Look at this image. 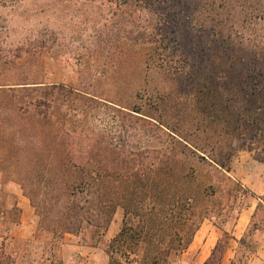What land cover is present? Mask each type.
<instances>
[{
  "label": "trees",
  "instance_id": "obj_1",
  "mask_svg": "<svg viewBox=\"0 0 264 264\" xmlns=\"http://www.w3.org/2000/svg\"><path fill=\"white\" fill-rule=\"evenodd\" d=\"M20 1L0 0V6ZM81 3L90 12L102 9L87 19L92 28L89 52L93 59L75 57L76 65L82 67L77 71L76 87L0 83V94L5 93L7 98L0 110V149L24 151L29 161L40 165V132L45 126L61 124L53 118L59 97L67 104L87 102L90 108L104 105L113 111L108 114L117 118L120 139L113 143L101 131H92L85 143L90 167L76 169L64 159L53 171L52 146L57 143L59 131L51 137L42 170L52 180L64 172L68 176L62 183L63 197L54 202L36 199L28 185L20 183L38 217L29 237L9 234L21 223V209L16 196L2 186L0 213L8 214L9 226L0 231V264H37L36 245L44 253L41 264H64L61 247L65 234L77 232L84 222L105 230L117 208L122 209L123 219L108 241V264H170L172 256L189 246L198 223L186 233L184 243H180L178 231L171 233L169 229L230 209L219 198L210 199L225 182L232 200L250 195L257 203L241 236L234 238L221 229L201 264H222L231 239L237 246L228 264H249L259 245L255 236L264 228V194L254 193L224 173L228 169L223 164L221 147L230 135L248 137L260 143L253 158L264 163V0ZM50 7L42 12L54 14ZM69 27L63 28L65 33L51 25L30 30L16 43L12 59L2 63L11 65L23 55L50 52L61 45V39L79 40L81 36L72 35ZM2 51L0 48V54ZM138 54L145 71L161 72L165 80L171 81V88L147 89L143 82L127 99L111 97V88L102 83L113 84L131 57ZM88 67L95 70L88 71ZM15 88H29L31 92L19 94ZM171 110L173 116L168 115ZM72 111L70 106L64 115ZM185 117L191 118L188 124ZM208 129L215 132L213 137L205 135ZM68 138L63 146L66 154L74 145ZM204 166L211 172L208 183L200 192H187L183 185L196 182ZM236 212L239 214L240 209ZM166 237L168 244L179 241L182 247L163 248L160 245Z\"/></svg>",
  "mask_w": 264,
  "mask_h": 264
},
{
  "label": "rangeland",
  "instance_id": "obj_2",
  "mask_svg": "<svg viewBox=\"0 0 264 264\" xmlns=\"http://www.w3.org/2000/svg\"><path fill=\"white\" fill-rule=\"evenodd\" d=\"M81 2L84 3V0H21L10 5L0 6V48L3 49L0 54V83H24L15 84V87L23 85H40L43 87L49 84L76 87L78 83L77 71L82 69V67L76 65L78 62L75 57L89 56V59L92 58L89 52V35L92 34V28L91 22H88L87 19L102 11L100 8H94L90 12V8L85 7L86 4H82ZM49 5H51L50 10L54 14L42 12ZM44 25L55 26L61 33H65L66 30L63 28L66 25H70L69 28L71 29L69 32L72 35L75 33V35L81 36V38L73 42L61 39V45L50 52L26 54L11 65L2 63L5 59H12L11 54H13V49L25 33H29L30 30L43 27ZM93 70H95L93 67H88V71ZM143 82L146 83L145 87L147 89L161 88L168 90L172 86L171 81L165 80L161 72L154 69H147L145 71L141 54L131 57L130 62L122 69L121 75L118 76L113 84L110 86L105 83L102 84L105 87H110V96L119 100L122 97L127 99L132 92L141 88ZM15 89H17L16 92L24 95L31 92L29 88H25L27 89L25 91L20 90L22 88ZM6 100L5 93H1L0 110L5 106ZM70 106H72L73 111L69 116L68 113L64 115L65 110ZM53 113V118L60 121V126L52 128L48 125L40 132L43 148L41 160L44 161L51 147V137L54 138L56 136L55 133L59 131L57 143L55 142L56 144H53L54 147L52 146L54 150V157H51L53 171L59 168L64 159L68 160L70 165L76 166V169H87L90 167V163L86 160L89 155L85 151V143L92 131H101L107 141L113 143L119 142V124L117 118L116 116L110 118L108 113L113 114L114 112L107 109L104 105L95 107L92 105V108H90L87 102H79L76 105L74 103L67 104L59 97L54 103ZM173 114L175 112L172 110L168 113L169 116H173ZM184 120L186 122L184 123L188 124L191 118L185 117ZM8 121L10 123L14 122L12 118H8ZM223 124L226 125V122H223ZM220 130L219 127L218 132ZM67 133H71L70 136ZM205 135L213 137L215 132L213 129H208ZM68 137L73 139L74 145L69 146L66 154L63 146L67 139H69ZM224 140L221 153L224 156V167L228 169L224 173L254 193L264 194V163L253 158V153L259 148L260 143L248 137L238 135H230V137L228 136ZM65 155H67L66 158ZM43 161L39 162L40 165L34 161H29V157L24 154V151L16 148L0 149V174L2 175L4 187L8 193L16 196L19 207L22 202H25L27 205L26 209L20 208L21 223L19 226L11 228L9 234L12 236L19 238L29 237L31 232L36 228L38 220L29 204L28 198L23 195L20 183L28 185V191L40 201L54 202L63 197L62 183L68 176L67 172L59 174L54 180L48 179L42 170L41 165ZM197 174L198 178L196 182H187L183 185V188L191 194L200 192L206 183H208L211 176L210 169L206 166L201 168ZM218 198L222 205H230V209H227L222 214L200 219V221L196 218L187 220L184 226L176 224L169 229L171 233L178 231L182 238V242L180 243H184L188 235L186 233L190 232L192 227L198 223V229L192 235L189 248L187 247L178 256H172L170 264H198L200 259L198 257V249L200 248L199 245L202 239H207L210 242L217 240L221 235V229L230 232L234 238L241 236L257 203L256 198L246 195L238 197L236 201L235 198L232 200L227 182L219 188L215 195L210 196V199ZM6 205H8V202ZM237 208L240 209L239 214L236 212ZM8 219V214L0 213L1 232L9 226ZM122 219L123 211L121 208H117L105 230L95 228L84 222L77 232L66 233L61 247L64 264H108L107 244L109 239L120 229ZM255 237L259 245L251 259L256 257L258 251L264 253V228ZM167 239L168 237H166L165 242L160 246L164 248V246L171 245L177 247V249L182 247V244L178 243L179 241L168 244ZM236 246V241L231 239L222 264H228L234 255ZM35 248V259L39 261L37 264H41L43 262L42 257H44L42 247L36 245Z\"/></svg>",
  "mask_w": 264,
  "mask_h": 264
},
{
  "label": "crops",
  "instance_id": "obj_3",
  "mask_svg": "<svg viewBox=\"0 0 264 264\" xmlns=\"http://www.w3.org/2000/svg\"><path fill=\"white\" fill-rule=\"evenodd\" d=\"M3 185H4V183H3L2 175L0 174V191H1ZM20 208L26 209L27 208L26 203L22 202V204L20 205ZM215 241L210 242L207 239H204V238L202 239V241L199 245L200 248L198 249V257H200L198 264H201L207 258V256L209 255L210 250L213 247ZM189 245H191V242ZM188 248H189V246H188ZM255 262H256V264H264V253L263 252L260 253V251H258L256 254V257L251 259L249 264H255Z\"/></svg>",
  "mask_w": 264,
  "mask_h": 264
}]
</instances>
